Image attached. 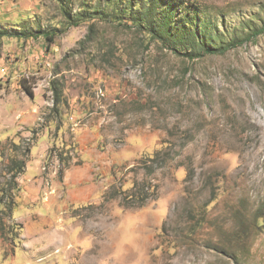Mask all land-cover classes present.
Wrapping results in <instances>:
<instances>
[{"label":"rangeland","instance_id":"374dc122","mask_svg":"<svg viewBox=\"0 0 264 264\" xmlns=\"http://www.w3.org/2000/svg\"><path fill=\"white\" fill-rule=\"evenodd\" d=\"M83 1L0 0V264H264V0H161L195 58Z\"/></svg>","mask_w":264,"mask_h":264},{"label":"trees","instance_id":"16d2710c","mask_svg":"<svg viewBox=\"0 0 264 264\" xmlns=\"http://www.w3.org/2000/svg\"><path fill=\"white\" fill-rule=\"evenodd\" d=\"M64 15L65 20L70 24L71 27H78L87 20L100 18L103 14L98 13L95 10H91V7L84 1L79 5L78 13H72L71 0H55ZM161 0H130L127 4L126 9L122 11L131 27L144 35L163 43L167 48L172 50L175 54H185L189 58H195L201 52L209 55H222L229 50L235 49L240 46L243 41L233 39L226 44L214 46L212 44H206L198 41L200 34H203L198 25H194L193 21L198 19L197 7H192L194 12L191 10H183L180 5L174 4L171 6H163ZM166 8V9H164ZM169 10V11H168ZM179 17H173L178 11ZM264 33V26L259 29L253 30L250 37L244 39V42L255 39L259 35ZM9 36V34L3 32L0 28V40ZM42 36L48 43L54 41L55 36L52 33H41ZM38 35H35V38ZM24 91L31 95V91L27 86L23 85ZM12 171L14 172V180L23 172L25 168L24 161L12 163ZM139 194H131V197H135ZM129 198V197H128ZM127 199V200H130ZM143 206V203L140 204Z\"/></svg>","mask_w":264,"mask_h":264},{"label":"crops","instance_id":"0c3cea01","mask_svg":"<svg viewBox=\"0 0 264 264\" xmlns=\"http://www.w3.org/2000/svg\"><path fill=\"white\" fill-rule=\"evenodd\" d=\"M63 180H64V183H65L66 185L68 184V185L76 186V185L79 183V180H74V179H72V176L70 175L69 171H66V172H65L64 177H63ZM69 191H70V190H69ZM69 191H68V193H69ZM70 192H72L73 195H74L73 190H71ZM76 192H78V190H76ZM79 192H81V190H80ZM69 198H70L71 200H73L72 197H71V195H69ZM75 200H79V199H75Z\"/></svg>","mask_w":264,"mask_h":264}]
</instances>
